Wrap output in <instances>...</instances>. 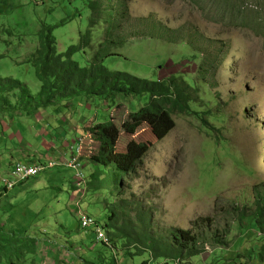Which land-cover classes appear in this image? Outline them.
Masks as SVG:
<instances>
[{"label":"rangeland","instance_id":"rangeland-1","mask_svg":"<svg viewBox=\"0 0 264 264\" xmlns=\"http://www.w3.org/2000/svg\"><path fill=\"white\" fill-rule=\"evenodd\" d=\"M91 1L99 5L100 16L90 0H0V79L18 81L36 97L40 83L33 56L39 33L51 28L57 52L78 49L73 60L81 67L101 53L111 72L154 82L178 77L190 87L191 110L133 121L130 115L149 102L147 97L87 103L79 95L57 98L36 113L28 108L15 114L12 132L2 133L0 127L1 175L10 179L4 169L13 172L19 158L46 170L6 193L0 184L12 205L0 199V264L180 260L154 261L148 251L135 255L136 247L125 248L122 238L114 239L113 249L96 241L94 228L82 229L80 214L104 227L106 210L114 204L116 211L123 200L130 201L132 224L140 232L139 217L149 214L159 238L171 229L196 236L200 255L179 264H264V237L251 224L255 203L264 199V0ZM109 5L108 26L102 11ZM83 36L88 37L81 51ZM8 98L15 102L12 94ZM61 114L68 122L67 132L62 124L61 133L75 139L81 127L87 134L82 172L93 186L76 194L79 205L73 197L78 186L74 171L57 165L72 153L50 127L52 119L63 122ZM0 116L11 125L6 115ZM105 123L115 150L110 161L123 172L136 161L137 167L121 182L104 171L101 189L98 182H89L90 174L101 170L88 166L100 152L90 129ZM10 132L23 142L8 141ZM47 159L56 167L48 169Z\"/></svg>","mask_w":264,"mask_h":264},{"label":"trees","instance_id":"trees-1","mask_svg":"<svg viewBox=\"0 0 264 264\" xmlns=\"http://www.w3.org/2000/svg\"><path fill=\"white\" fill-rule=\"evenodd\" d=\"M90 3L92 10L100 16V8L97 2L90 0ZM112 8L109 5L106 12L102 11L106 15L108 26L112 20ZM51 33V28L41 30L38 35L39 46L33 56L35 76L40 83V91L36 97L20 82L0 79V114L6 115L8 119H14L15 114L24 113L23 111H27L28 108L36 113L41 108H47L57 98H74L79 95H83L87 103H91L95 99L107 102L112 100L113 102V99L117 97L131 99L147 97L149 102L136 114L132 113L130 115L133 121L149 116L183 115L190 112L193 102L189 93L190 87L188 83L183 82L178 77L172 76L167 80L154 82L136 78L127 73L111 72L103 66L102 62L106 56L101 53L96 54L91 63L88 62L85 67H81L73 60V56L78 49H69L66 53L59 54ZM107 36L109 37L110 33ZM87 37H81L79 48L81 51L85 48L83 45H86ZM10 94L16 98L14 103L8 98ZM28 105L29 107H27ZM109 126V123H105L90 129L92 136L96 137L98 143H100V152L97 159L92 158L88 164L101 170L92 172L89 176V182H98L101 189L104 185V181L101 180L104 171H106V174L113 172L115 177L117 176L118 182H121L122 175L136 173L135 167H137L136 161L132 163L128 172H123L110 161L109 157L115 150L114 143L106 134ZM88 186L93 185L88 184L87 179L83 176L80 187L74 186V192H87ZM3 191L6 193L8 190L4 187ZM4 192H0V199H6L7 204L5 206L12 208L11 199L5 196ZM131 206L130 201L123 200L118 203L116 211H114V204L106 210L108 216L103 228L113 242L114 239L120 240L119 238H122L125 240V244H123L125 248L135 246V255L148 251L154 261L160 258L174 259L177 256H179L180 261H184L200 255L201 252L197 248V238L192 232L171 229L167 232L168 236L159 238L152 231V218L149 214L144 213V216L140 213L143 215L139 217V222H141L140 232L135 227L137 225L132 224L129 210ZM255 206V214L251 219V224H253L252 227L256 231L255 234L261 232L262 235L260 234V236L264 237V199L257 201ZM146 222L147 226H143ZM1 231L3 230L0 229ZM3 241V237L0 236V242ZM5 244L7 245V243ZM136 244H140V247ZM114 245L111 246L113 249ZM203 249L205 248L203 247ZM260 257H264V246ZM10 264L14 263L10 262ZM142 264H148V262Z\"/></svg>","mask_w":264,"mask_h":264},{"label":"built area","instance_id":"built-area-1","mask_svg":"<svg viewBox=\"0 0 264 264\" xmlns=\"http://www.w3.org/2000/svg\"><path fill=\"white\" fill-rule=\"evenodd\" d=\"M89 136V135H88ZM87 138V137H86ZM91 136H89V139ZM86 139L80 138L79 140H76V142L71 147V157L70 159L65 163L66 167L68 169H71L75 173V183H78L77 187H80V183L83 179V172H82V162L81 158L84 152V143ZM56 167V163L49 162L48 163V169H53ZM46 170L43 166H28L24 164H17L15 170L13 172H10L6 175H9L10 179H7L6 177H3L0 173V184H2L8 191L13 190L16 186L20 185L21 183H24V181L29 180L30 178L37 177L39 174L43 173ZM80 223L83 230L94 228L95 229V238L97 242H102L106 244L107 246H112L113 241L112 239L107 235L106 230L91 216L88 215H82L80 214ZM116 249V247H114ZM180 260H177L175 264H179ZM148 264H153L148 263Z\"/></svg>","mask_w":264,"mask_h":264},{"label":"crops","instance_id":"crops-1","mask_svg":"<svg viewBox=\"0 0 264 264\" xmlns=\"http://www.w3.org/2000/svg\"><path fill=\"white\" fill-rule=\"evenodd\" d=\"M23 114H21L20 115V117L22 116ZM46 115V113L44 114V116ZM54 115H56V114H54ZM44 116H42V115H40V114H38L37 115V119L38 120H43V118H44ZM6 119H8V117H6ZM60 119L63 121V122H57V120L56 119H52V125L50 126V127H52L53 126V129H54V133H55V138H56V140L57 141H60L62 144H63V147L64 146H66V147H72V145L76 142V140H79L80 138H86V136L85 135H87L86 134V132H85V134H84V132H83V130H81V127H80V130H81V132H79L80 134H78L77 132L78 131H80L79 129L78 130H76V133H74L75 134V139H73V138H71V137H69V135H67L66 133H61L60 131H61V125L63 124L64 126H66V128L64 129V131H66L67 132V128H68V122H67V118L66 117H63V114H61L60 115ZM9 120V119H8ZM14 124H15V119H12L11 120V125H7L6 124V121L4 120V119H2V117L0 116V127H1V132L2 133H6V134H8V132H9V130H11V132H12V129H13V126H14ZM4 126H6V128H4ZM10 132V133H11ZM1 133V134H2ZM9 133V138H8V141H19V142H23V140L18 136V134H14V133H11L10 134ZM63 134V135H62ZM71 138V140L69 141V139ZM87 140V139H86ZM53 147H54V145H53ZM52 147V148H53ZM53 149H55V148H53ZM12 150V148H10V151ZM10 151H9V153H8V155L10 154ZM65 150H62L61 152H64ZM8 152V151H7ZM22 158H24V157H22ZM20 159V161H18L20 164H23V162H22V160H21V158H19ZM24 159H26V158H24ZM23 159V160H24ZM3 161V160H2ZM47 161H48V163L49 162H51L52 160L51 159H47ZM66 160H64L63 162H58L57 163V165H61V166H63V167H66V162H65ZM18 162H16V163H18ZM18 163V164H19ZM6 165V163L3 161V166H5ZM24 165H25V163H24ZM28 165V164H27ZM1 166L2 165H0V171H2V169H1ZM28 166H34V165H28ZM88 166H89V164H88ZM67 168V167H66ZM10 171L9 170H5L4 169V174H8ZM77 193H79L80 195H81V192H79V191H77V192H74V195H73V197H74V199H76L77 200V202H76V204L77 205H79L80 203H81V201L82 200H80V198H79V196L80 195H78V196H76V194ZM86 193H84L83 194V196H82V199H84L85 198V195ZM79 201V202H78ZM116 256H117V254H116ZM48 258V257H47ZM50 258V257H49ZM117 260V262H118V258L116 259ZM45 263H47V262H45ZM44 263V264H45ZM47 264H52V260L50 259V262L49 263H47ZM118 264H120V263H118Z\"/></svg>","mask_w":264,"mask_h":264}]
</instances>
